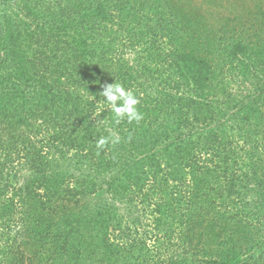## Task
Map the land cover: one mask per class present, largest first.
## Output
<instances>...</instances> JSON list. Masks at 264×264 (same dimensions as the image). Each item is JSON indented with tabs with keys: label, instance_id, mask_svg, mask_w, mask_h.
Returning a JSON list of instances; mask_svg holds the SVG:
<instances>
[{
	"label": "trees",
	"instance_id": "1",
	"mask_svg": "<svg viewBox=\"0 0 264 264\" xmlns=\"http://www.w3.org/2000/svg\"><path fill=\"white\" fill-rule=\"evenodd\" d=\"M0 264H264V0H0Z\"/></svg>",
	"mask_w": 264,
	"mask_h": 264
},
{
	"label": "clouds",
	"instance_id": "2",
	"mask_svg": "<svg viewBox=\"0 0 264 264\" xmlns=\"http://www.w3.org/2000/svg\"><path fill=\"white\" fill-rule=\"evenodd\" d=\"M99 95L106 98V102L111 105V110L117 121L126 117L129 123L133 121L139 123L143 118V114L137 107L140 103L139 98L133 90L126 88L122 83L115 80L114 83L102 85V91ZM119 139V136L112 134V143H118ZM108 142L107 137H101L97 141V148L102 149Z\"/></svg>",
	"mask_w": 264,
	"mask_h": 264
},
{
	"label": "rangeland",
	"instance_id": "3",
	"mask_svg": "<svg viewBox=\"0 0 264 264\" xmlns=\"http://www.w3.org/2000/svg\"><path fill=\"white\" fill-rule=\"evenodd\" d=\"M225 13L227 12V11H224Z\"/></svg>",
	"mask_w": 264,
	"mask_h": 264
}]
</instances>
